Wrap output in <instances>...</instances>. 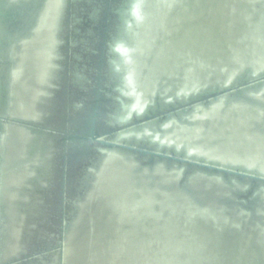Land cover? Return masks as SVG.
<instances>
[{
  "label": "bare ground",
  "instance_id": "bare-ground-1",
  "mask_svg": "<svg viewBox=\"0 0 264 264\" xmlns=\"http://www.w3.org/2000/svg\"><path fill=\"white\" fill-rule=\"evenodd\" d=\"M65 1L33 0V18L8 41L0 101L13 121L0 120L1 263L36 243H59L49 209L56 141L22 122L47 125L56 115ZM117 12L108 73L116 101L106 123L188 105L112 136L86 120L99 146L81 192L66 198L63 242L28 264H264V0H124ZM77 66L73 83L88 94L90 78ZM83 105L73 103L71 127ZM120 144L193 164L149 163Z\"/></svg>",
  "mask_w": 264,
  "mask_h": 264
},
{
  "label": "water",
  "instance_id": "water-1",
  "mask_svg": "<svg viewBox=\"0 0 264 264\" xmlns=\"http://www.w3.org/2000/svg\"><path fill=\"white\" fill-rule=\"evenodd\" d=\"M124 0H66L65 10L62 18V29L59 34L62 40V53L63 59L61 61V70L58 75L59 87L54 90L55 98V113L54 122L53 119L48 120V124H32L29 122H22L26 125H32L34 127L45 128L49 132H52L51 137L55 139V152L53 161L55 162V173L53 188L50 191V206L51 217L53 221L50 223L53 225L54 230L58 233L55 235L57 242L62 244L63 236L66 227V221L69 217V201L68 197H73L75 193L79 194L77 186L80 184L81 176H84V170L97 153L98 141L97 136L84 132L82 128L83 123L88 120L94 126L96 124L103 123L105 130L103 134L107 136L116 135L118 130L126 128L130 125L138 124L139 121H145L147 118L153 116L166 115V113L173 111L176 108L183 109L186 105L179 104L177 107H171L168 110L157 111L152 116H146L142 120H136L129 124L122 126H111L106 123L105 117L110 111L115 99V90L111 83V77L109 78V59L112 57L110 52V45L112 44V38L115 36L118 30V12L117 7L123 4ZM2 0H0V3ZM22 2L25 9L22 6L11 3L5 7L0 4V98L3 87L7 86V74L8 64L10 61L6 56V51L9 48L10 38L15 33H20L27 26L28 22L33 18L32 4ZM18 4L20 2H17ZM93 14V16H91ZM97 16V17H96ZM94 19V20H93ZM77 28V29H76ZM5 29V30H4ZM76 30H79L78 32ZM83 39V40H82ZM83 42V47H82ZM75 43V44H72ZM77 43V44H76ZM87 47V48H85ZM80 59V60H78ZM75 63L77 68L84 69L87 72V76L90 78V82L87 84L86 89L88 94H84L85 90L75 86L73 83V74L75 71ZM72 77V78H71ZM110 92V93H109ZM2 95V96H1ZM114 96V98H113ZM3 97H7L6 95ZM203 99H206L204 97ZM84 101L86 105L80 106L78 113L76 114L77 120L82 119L79 126L71 127L72 122L75 119L72 118L70 112L73 111V103ZM2 104L0 101V120L4 124L11 118L6 113L2 114ZM2 112V113H1ZM84 114H87L85 116ZM13 121V120H10ZM0 122V123H1ZM75 126V125H74ZM55 134V137L53 136ZM57 134V136H56ZM59 135V136H58ZM103 144L115 145V142H109L106 140H100ZM121 146L131 152H137L143 157H148V162H153L155 157L166 158L168 161H174L178 163L193 164L189 160H184L173 154L157 153L152 151L150 146ZM189 161V162H188ZM201 166V164H196ZM211 169L220 171V168L213 166H206ZM223 171V170H221ZM187 173V172H186ZM238 176H245L241 173H234ZM85 177V176H84ZM252 180V184L258 181L260 178L257 176H249ZM58 243V245H59ZM57 245V246H58ZM57 246H53V241L50 243L38 244L29 248L30 250L23 254L20 258L4 262L0 264H28L31 261H35L41 255H47V252L51 253ZM61 264V263H60Z\"/></svg>",
  "mask_w": 264,
  "mask_h": 264
}]
</instances>
